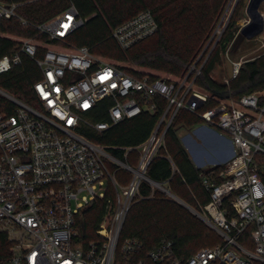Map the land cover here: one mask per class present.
Here are the masks:
<instances>
[{"label":"built area","instance_id":"built-area-1","mask_svg":"<svg viewBox=\"0 0 264 264\" xmlns=\"http://www.w3.org/2000/svg\"><path fill=\"white\" fill-rule=\"evenodd\" d=\"M19 7L0 0V28L13 18L29 24L19 16ZM247 23L245 19L239 33ZM82 25L72 6L34 27L51 41H63ZM223 25L177 80L171 75L135 78L88 47L50 48L38 59L33 39L0 58V76L20 65L23 56L34 59L42 73L33 87L35 105L0 88V230L13 244L11 264H264V90L232 99L211 96L197 85L225 31ZM158 29L154 14L146 10L114 29L112 37L125 51ZM242 64L232 63L227 84L239 76ZM210 101L215 106L204 110ZM104 102L108 120L95 121ZM160 107L144 143L114 148L123 151V158L85 134L100 135ZM180 111L228 135L233 149L231 157L217 165L222 167L221 183L201 174L209 202L198 208L189 205L221 242L187 259L177 255L171 241L144 252L138 239H120L143 182L160 188L147 172L165 148L166 134ZM132 152L138 154L134 166L128 162ZM119 171L131 174L127 183L117 179ZM96 202L104 204L105 213L89 240L86 213Z\"/></svg>","mask_w":264,"mask_h":264},{"label":"trees","instance_id":"trees-1","mask_svg":"<svg viewBox=\"0 0 264 264\" xmlns=\"http://www.w3.org/2000/svg\"><path fill=\"white\" fill-rule=\"evenodd\" d=\"M19 4L18 14L29 22L23 25L17 18L4 21L0 28V58L17 50V42L2 34H14L41 41L37 58H41L52 45L65 48L88 47L90 51L119 63L127 74L141 79L158 75L147 74L129 68L132 63L151 71L171 75L180 79L203 50L210 33L225 10L229 0H2ZM248 0H238L231 21L220 41L203 67L197 85L211 96L239 99L242 96L264 90V51L246 58L239 76L229 84L212 77V72L221 63L231 44L241 36L240 19L244 17ZM74 6L83 25L70 33L63 41H51L40 35L34 27L45 23ZM150 10L159 25L155 35L144 39L128 50H122L112 37L114 29L130 21L142 11ZM245 18V17H244ZM251 40H247L246 53L253 51ZM22 63L10 72L0 76V88L18 100L35 105L33 87L42 73L34 59L23 56ZM148 76V77H149ZM229 73L227 71V77ZM210 101L204 109L215 106ZM154 114L144 112L139 117L125 120L100 135L85 133L89 140L108 148L113 155L123 158V151L114 148H128L144 143L161 115V109ZM107 102L98 106L95 121H106ZM203 124L198 116L180 111L165 137V148L151 163L147 176L154 182L166 184L168 189L182 201L193 207L205 205L210 200L209 192L203 185L201 174L221 183L218 178L221 166L201 170L194 165L188 150L177 135L179 126L194 128ZM138 154L132 152L129 164L134 166ZM131 174L117 172V179L127 183ZM105 213L104 204L96 202L86 213L89 230L88 239L95 238L97 224ZM138 239L144 252L157 248L164 241H171L181 258L187 259L201 248L215 246L221 238L208 226L190 213L185 207L169 199L158 188L143 182L141 195L133 204L124 223L121 240ZM13 244L8 234L0 230V264H11L14 257Z\"/></svg>","mask_w":264,"mask_h":264},{"label":"rangeland","instance_id":"rangeland-1","mask_svg":"<svg viewBox=\"0 0 264 264\" xmlns=\"http://www.w3.org/2000/svg\"><path fill=\"white\" fill-rule=\"evenodd\" d=\"M237 1L238 0H229L225 10L223 11V13L220 17L219 22L216 24V26L211 31L210 37L207 40L206 44L204 45L203 50L204 49L207 50V46L210 42L211 36L215 32V30L218 28V26L221 24V22L226 26L225 29L228 27V25L231 21L232 14L235 10ZM261 12L264 15V4L261 7ZM245 19L246 18H244V17L242 19H240L238 22V25L242 26ZM224 25H223V27H224ZM1 35L8 36V37L12 38L14 41L17 42V44H18L17 47L21 44V42L23 40L30 39V38H25L23 36H17L14 34H2L1 33ZM33 40L36 43V45L41 44L40 40H38L36 38ZM247 40L248 39L246 37L241 35L231 44V46L228 48L226 54L224 55L221 63L218 64L216 66V69L212 72V77L214 79H216L217 81H220L221 83L227 84L226 80H227V62L228 61L231 63H233V62L234 63H243L246 58H250V57L256 55L257 53H259V51L260 52L264 51V33L261 36L251 40L252 41L251 43L253 44L254 50L249 52V53H246V51H245L246 46H247ZM212 46L213 45L208 47V52H206L205 56L202 58V61L200 62L201 64L204 62L205 59H207V56H208L210 50L212 49ZM50 47L54 48V49H61L62 48L60 45H52ZM203 50L197 56L195 61L201 55ZM126 66H128L129 68L139 70V71H144L147 74L149 73V74L158 75L159 77H168L169 76L168 74H165V73H159V72H155V71H151L148 69L138 67V66H136L132 63H129V62L126 64ZM177 135L179 136V138L182 141L185 148L188 150L189 154H191L193 156L194 160H197L196 158H198V159H200V162H202V164H204L202 166L204 169H211V168L217 166L218 164H220L219 161L224 156L223 152H225V150H226L225 148L227 146V143H229L228 141L230 140L228 135H226L223 132L215 129L214 127H211V126L206 125V124H201V125H198L194 128H188L186 126H179L178 131H177ZM163 185L167 190H169L166 184H163ZM159 190L161 192H163L169 199H171V200L175 201L176 203L182 205L181 203L177 202L173 197H171L168 193H166L163 189L159 188ZM188 205H190V204H188ZM182 206L185 207L190 213H192L189 208H187L184 205H182ZM191 207H193V206H191ZM195 208H198V207H195ZM208 228L211 231H213L209 226H208ZM207 247H210V246H207Z\"/></svg>","mask_w":264,"mask_h":264},{"label":"water","instance_id":"water-1","mask_svg":"<svg viewBox=\"0 0 264 264\" xmlns=\"http://www.w3.org/2000/svg\"><path fill=\"white\" fill-rule=\"evenodd\" d=\"M264 4V0H248L244 17L248 20V23L244 25L241 29V35L246 37L248 40H252L261 36L264 33V15L261 12V7ZM232 67L231 62H227V71L230 75V70ZM150 181H152L150 179ZM158 187L164 189L163 184L152 181ZM167 190V189H164ZM169 195L173 197L177 202L189 208V205L175 196L173 193L167 190Z\"/></svg>","mask_w":264,"mask_h":264},{"label":"crops","instance_id":"crops-1","mask_svg":"<svg viewBox=\"0 0 264 264\" xmlns=\"http://www.w3.org/2000/svg\"><path fill=\"white\" fill-rule=\"evenodd\" d=\"M228 142L229 143H227V146L225 148L226 150H225V152H223L224 153V156L219 161L220 163H223V162L227 161L231 157V155H232V152H233L232 144H231L230 140ZM190 157H191L194 165L196 166V168H202V166L204 164H202V162H200V159L196 158L197 160H194V158H193V156L191 154H190Z\"/></svg>","mask_w":264,"mask_h":264}]
</instances>
